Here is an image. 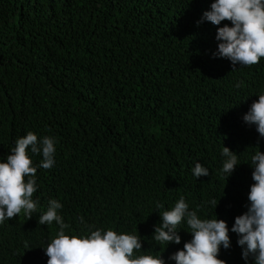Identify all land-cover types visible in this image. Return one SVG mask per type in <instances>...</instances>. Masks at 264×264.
Returning a JSON list of instances; mask_svg holds the SVG:
<instances>
[{"label": "trees", "instance_id": "obj_1", "mask_svg": "<svg viewBox=\"0 0 264 264\" xmlns=\"http://www.w3.org/2000/svg\"><path fill=\"white\" fill-rule=\"evenodd\" d=\"M212 2L0 0V159L28 131L56 140L54 166L37 167V211L0 224V264H47L42 247L59 229L37 221L51 199L66 234L137 230L145 254L166 248V264L191 236L183 222L179 245L153 241L157 202L169 209L184 196L229 229L246 211L250 157L264 139L243 116L264 92V58L233 69L213 57L216 26L197 25ZM223 146L239 154L227 181ZM196 162L209 176L194 177ZM229 234L218 258L245 264Z\"/></svg>", "mask_w": 264, "mask_h": 264}, {"label": "clouds", "instance_id": "obj_2", "mask_svg": "<svg viewBox=\"0 0 264 264\" xmlns=\"http://www.w3.org/2000/svg\"><path fill=\"white\" fill-rule=\"evenodd\" d=\"M205 21L216 26L218 44L213 57L228 60L233 69L237 65H256L264 58V0H214L197 25ZM222 22L227 23L221 26ZM241 86L242 83L237 85ZM257 97L244 114L243 121L255 126L259 137L264 139V92ZM14 145L10 154L0 159V224L20 214L27 220L32 218L39 203L38 199H33L38 188L37 167L49 170L55 164L56 140L52 136L38 137L28 131L25 136L18 137ZM254 148L256 151L250 157L253 183L247 193L246 211L234 218L231 229L215 215L214 218H202L196 210H190L184 196H180L169 209L156 203L160 223L154 225L153 241L166 247L179 245L181 237L177 229L183 222H186L187 233L191 236L183 243L182 249L168 256V260L175 264H226L218 257L221 248L227 250L231 247V232L238 237L236 243L242 250L241 258L245 264L249 260L251 264H264V153L258 145ZM28 149L42 157L38 165H33ZM221 154L224 160L220 171L227 181L238 166L239 154L224 146ZM191 171L196 179L209 176L208 169L198 162ZM218 202L212 199L208 203L216 208ZM62 208L58 200H49L46 211L37 221L40 225L55 222L59 229L42 247L48 257L47 264H166L163 258L166 248L162 253L145 254L137 230L129 234L85 225L88 231L84 234H66L71 226L65 223ZM79 221L85 223L83 217H79Z\"/></svg>", "mask_w": 264, "mask_h": 264}]
</instances>
